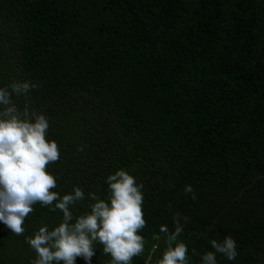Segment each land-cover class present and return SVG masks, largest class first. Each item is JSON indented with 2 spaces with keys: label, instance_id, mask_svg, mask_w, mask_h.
I'll return each instance as SVG.
<instances>
[{
  "label": "trees",
  "instance_id": "1",
  "mask_svg": "<svg viewBox=\"0 0 264 264\" xmlns=\"http://www.w3.org/2000/svg\"><path fill=\"white\" fill-rule=\"evenodd\" d=\"M14 81L39 85L12 99L49 121L53 191L84 192L71 223L90 193L109 202L106 179L124 169L143 185L146 220L130 264L162 259L160 227L174 232L176 213L190 218L177 238L189 264L227 236L238 255L217 264H264V0H0V87ZM52 207L38 204L26 232L57 227ZM93 247L91 264H110ZM36 258L0 232V264Z\"/></svg>",
  "mask_w": 264,
  "mask_h": 264
},
{
  "label": "clouds",
  "instance_id": "2",
  "mask_svg": "<svg viewBox=\"0 0 264 264\" xmlns=\"http://www.w3.org/2000/svg\"><path fill=\"white\" fill-rule=\"evenodd\" d=\"M38 87L29 81H14L0 87V225L3 226L0 232L10 238H21L31 246L37 254L31 264H75L82 259L91 264L95 242L102 244L104 253L111 256L110 264H130L133 257L144 251L145 245L144 237L138 234L146 227L143 185L137 184L128 171H115L106 179L111 193L109 202L90 193L95 201L90 205V213L71 223V207L84 199V192L74 187L71 194L61 197L53 191L57 178L48 171V166L59 161L60 151L55 140L46 138L49 121L28 103L21 111L12 99L13 94L26 97ZM78 150L83 151V146ZM184 192L191 194L193 200L197 198L191 185H185ZM38 204L45 207L54 204L52 210L59 209L63 220L52 230L41 226L26 232V227L32 226L29 218ZM181 219L184 224L190 220L176 213L174 232L161 225L160 232L167 237V248L157 264H189L187 245L177 242L184 228ZM211 245L215 252L205 253L202 264H217L216 253L228 260L238 255L236 241L231 236L225 237L223 242L212 240Z\"/></svg>",
  "mask_w": 264,
  "mask_h": 264
}]
</instances>
